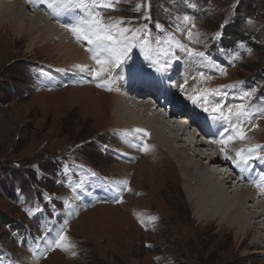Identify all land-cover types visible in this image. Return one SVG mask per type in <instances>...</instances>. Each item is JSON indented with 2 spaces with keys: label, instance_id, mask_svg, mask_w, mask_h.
I'll return each instance as SVG.
<instances>
[{
  "label": "rangeland",
  "instance_id": "rangeland-1",
  "mask_svg": "<svg viewBox=\"0 0 264 264\" xmlns=\"http://www.w3.org/2000/svg\"><path fill=\"white\" fill-rule=\"evenodd\" d=\"M112 3L76 0L72 5H86L78 7L83 20L98 13L105 23L128 27L126 35L136 33L133 44L140 47L129 53L128 66L135 58L157 64L158 57L161 68L173 66L168 72L178 80L173 90L182 87L181 73L190 69L187 78L202 96H210L213 104L222 99L223 108L226 96L228 107L243 105L264 136V0H115L113 8L100 7ZM0 12V264H264L260 224L241 236L227 222L198 221L172 158L150 136H135L115 124L105 96L109 90L97 85L112 91L116 75L95 79L89 70L75 68L52 39L44 44L40 38L33 46L24 31L7 36L10 16ZM77 18L68 27L74 40L70 30L81 22ZM145 28L160 30L161 37L149 36ZM237 29L241 38L234 37ZM177 42L205 57L179 61L185 51ZM157 49L162 52L154 54ZM186 58L210 71L202 70L201 76L200 68L185 66ZM137 69V75L158 83L144 65ZM246 91L253 94L240 99ZM168 111L182 110L169 105ZM182 121L191 134L201 133L186 117ZM139 159L152 166L155 186L136 167ZM128 216L133 231L125 224ZM62 229L66 248L53 243ZM256 230L261 238L252 244Z\"/></svg>",
  "mask_w": 264,
  "mask_h": 264
},
{
  "label": "bare ground",
  "instance_id": "bare-ground-1",
  "mask_svg": "<svg viewBox=\"0 0 264 264\" xmlns=\"http://www.w3.org/2000/svg\"><path fill=\"white\" fill-rule=\"evenodd\" d=\"M75 1L76 0H0V11L3 10V12L10 16L9 21H7L8 23H6L9 30L6 29L5 34L13 37L15 32L24 31L25 37L30 38L33 46L36 45L40 38L45 40L44 44L48 42L47 40L52 39L55 44H60L62 46L57 50H63L64 58L75 68L82 70V66H87V68L83 70L88 71L89 68L95 69L98 66L92 59V53L87 50L88 48L85 49L84 45H81L83 42H78L79 40H74L73 37L70 38V35H68L69 25L79 19L77 18L78 16L80 19L84 17L83 11L76 5H72ZM29 8L32 9V15L28 14L29 12L27 10H29ZM53 10L59 13L55 17L52 14ZM44 16H47L49 20ZM27 18H31L32 23L28 24L23 20ZM154 30L153 32L149 28L144 29L149 36H153L157 32L160 34L159 37H161V31L155 28ZM35 33L37 34L34 36ZM71 36L73 35L71 34ZM16 40L17 39H12V42H16ZM153 53L155 54V52ZM153 56L155 57L157 55ZM187 56L186 53L179 54V61L182 60L180 57ZM155 58L158 61L157 64L156 62L152 63L153 69L161 68L163 62L160 61L158 57ZM185 61H187V63L185 62V66H193L192 68H196V70L200 68V73L204 69L209 70L206 67L198 65V62L190 58H186ZM148 64L152 66L148 60L135 58L131 65H134L135 71L140 69H137V66L141 67L144 65L146 67V73L149 74L148 76L157 75L155 79L158 80V83L155 82L156 80L153 82L145 79L147 78L144 74L145 71L142 72V75L146 76H144L145 78L139 75L128 78L129 75L125 76L127 74V72H125L126 70L123 71L127 63L121 68L112 71L113 75H116L113 82H111V84L113 83V90L107 91L105 96L113 105V109H111L115 124L123 129L132 131L135 136H141V134L150 136V138L157 143L158 148L162 151H166L167 155L172 158L179 168L181 177L184 180L187 199L194 206V216L198 221L208 222V220L216 219L218 223L227 222L230 227L236 229V234H240L241 236L248 235L249 231L254 230L253 228L257 227L259 224L260 226L258 227L264 230V161L256 160L255 155L257 153H254V163L248 165V170L242 171L233 163V160L238 159L236 153L241 149L252 148L257 145L264 146V136L261 135V130L254 127L253 121L246 116L247 114L245 113V115L241 117L243 126L242 123H238L236 128L237 131H245L246 138L244 140L237 138L227 145L214 142L221 139L218 133L222 130V125L226 124L228 127H232L233 125L229 123V121L218 122L213 119V116L217 115L211 112V108L215 106V104H213V99H211L210 96L207 97V95L202 96L199 89H196V86L194 87L193 84L189 82L190 79L187 78V74L191 72L190 69H188L187 72H185V70L181 73V77L184 81L182 87L178 89L177 84V88L175 87L173 90L171 89V84L176 85L178 82L175 74L170 75L171 73H168L173 66L168 64L169 66H166L168 69L164 68V71H157L151 70ZM167 75L170 76L167 77ZM123 78H125V83L120 84L119 81ZM65 80L67 81L68 79L65 78ZM65 80L63 79L62 81L66 82ZM72 80L76 81V78ZM185 81L189 83L186 84ZM181 89L183 92H181ZM172 90L174 91L173 93ZM89 91L96 92L91 88ZM148 93H150V96L146 95ZM190 93L191 95L189 96ZM168 94L170 96H168ZM211 95H214V93ZM180 96H183V99ZM193 96L198 98L196 104H193L191 99H189V97ZM150 97L153 99H150ZM202 97L204 98L203 102L199 100ZM225 98V101L229 103L227 96ZM220 100L221 101L218 99L217 102H223L222 99ZM227 102L225 108H223L224 116L225 113L228 112ZM169 105H172L175 109L180 107L184 108H180L183 109L182 111L169 113ZM158 107L164 109L160 111ZM204 108H209V111L205 112ZM194 111H197V113ZM233 111L235 112L236 110L233 109ZM173 113L176 115H172ZM201 113L204 115L205 123H210V125L197 122ZM184 117L189 119L194 127H199L198 129L201 130V133H196L195 131L191 134L190 125L182 121ZM226 117H229L230 120L232 118L229 112L226 113ZM137 130L143 131L138 132ZM232 134L235 135V133ZM199 136L203 138L199 140ZM192 137L194 138L193 141L191 140ZM222 149L224 150L222 151ZM226 154L231 157V159H226ZM258 154L264 155V151L258 150ZM137 162L136 167L139 168V171L145 172L149 180H151L150 184L155 186L154 170L151 168L152 166L146 162V159H139ZM220 165H222V168L219 167ZM129 166H131V164ZM146 195L148 196V194ZM141 207L149 208L146 205H141ZM117 219L116 222L119 224L121 218ZM125 224L132 231L136 229L133 219L129 216L126 218ZM261 234V231H257V233L254 234L251 240L252 244L258 243Z\"/></svg>",
  "mask_w": 264,
  "mask_h": 264
},
{
  "label": "snow or ice",
  "instance_id": "snow-or-ice-1",
  "mask_svg": "<svg viewBox=\"0 0 264 264\" xmlns=\"http://www.w3.org/2000/svg\"><path fill=\"white\" fill-rule=\"evenodd\" d=\"M115 0H113L112 4H104L100 5L102 8H113ZM77 7H86L83 4H77ZM150 8V4H149ZM114 10V9H113ZM139 10V9H137ZM53 16H57L59 13L57 11H53ZM188 20V17L184 18ZM127 23L121 20V24ZM249 24L252 23L251 20L248 21ZM159 27V25H157ZM194 27V25H193ZM71 31L76 36L77 40L82 42H86L90 47L87 49L89 52L92 53V59L95 61L96 67L95 69H89L92 73L93 78L100 79L102 76H110L111 72L115 69L121 68L125 65L130 59L129 53L132 51L134 47H140L138 44H133V41L137 40L136 33H132L130 36L126 35L129 33L130 29L128 27H118L115 24H108L105 23L104 18L100 16L98 13L90 14V19L88 20H81L79 24L73 26ZM189 35L191 33L189 32ZM219 34H217V37ZM176 47L183 49L185 53L194 58L203 59L205 54L203 52H197L194 49L187 48L184 44L177 42ZM240 47H243L241 43ZM166 63V62H165ZM87 68V66H82V70ZM164 68H157V71H164ZM128 75L129 78L137 75V71L133 69L131 65L128 66ZM203 76V73H200ZM187 83V81H185ZM98 87H105L107 90L111 91V88L108 87L107 84H98ZM253 93L251 91H246L243 94V97L240 99H246L251 97ZM193 104L197 103L198 98L193 96L189 97ZM202 99V98H201ZM223 102H217L214 107L211 108V112L217 115L213 116V119L221 122V121H229L233 126L228 127L226 124L222 125V130L218 133L221 137L220 140L214 141L221 143L223 145H227L229 142L233 141L234 139L244 140L246 138V133L243 130L237 131V124L242 123L241 117L245 115V108L243 105H240L236 108V111H233V107H228V112L230 117L234 119L230 120L229 117L224 116L223 114ZM205 112L209 111V108H204ZM143 131V130H137ZM232 133H235L233 135ZM148 145L145 144L143 147L144 151L148 150ZM224 149H222L223 151ZM258 150L264 151V146L257 145L252 148L241 149L236 153L238 159L233 160V163L243 170H248V165L254 163L253 154L255 155L256 160L264 161V155L258 154ZM226 159H231V157L225 155ZM31 215V213H29ZM143 223V221H142ZM63 225L66 228L67 220L63 221ZM67 239V233L63 229L58 232L57 238L53 241L56 247H67L64 245V241ZM48 247H51L49 244ZM47 248L44 250L46 251ZM74 254V253H73Z\"/></svg>",
  "mask_w": 264,
  "mask_h": 264
},
{
  "label": "trees",
  "instance_id": "trees-1",
  "mask_svg": "<svg viewBox=\"0 0 264 264\" xmlns=\"http://www.w3.org/2000/svg\"><path fill=\"white\" fill-rule=\"evenodd\" d=\"M230 25V24H229ZM235 24H233V26H234ZM240 25V24H239ZM235 33H237V34H235L234 35V37H240L241 38V35H243L242 33H240L239 31H238V29H237V31H235Z\"/></svg>",
  "mask_w": 264,
  "mask_h": 264
}]
</instances>
